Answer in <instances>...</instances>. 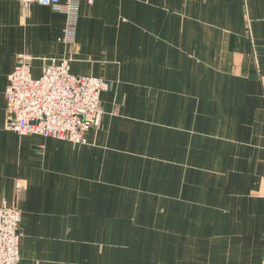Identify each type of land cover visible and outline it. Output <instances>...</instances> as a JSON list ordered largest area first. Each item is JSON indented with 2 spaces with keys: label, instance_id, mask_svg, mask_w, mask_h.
Instances as JSON below:
<instances>
[{
  "label": "crops",
  "instance_id": "1",
  "mask_svg": "<svg viewBox=\"0 0 264 264\" xmlns=\"http://www.w3.org/2000/svg\"><path fill=\"white\" fill-rule=\"evenodd\" d=\"M75 11L0 1V203L20 214L19 264H264V0ZM19 53L33 79L71 56L109 83L85 144L6 130Z\"/></svg>",
  "mask_w": 264,
  "mask_h": 264
},
{
  "label": "built area",
  "instance_id": "2",
  "mask_svg": "<svg viewBox=\"0 0 264 264\" xmlns=\"http://www.w3.org/2000/svg\"><path fill=\"white\" fill-rule=\"evenodd\" d=\"M24 10L31 5L50 7L71 17L82 0H15ZM91 2V0H88ZM65 42V39H62ZM27 53L16 56V64L4 91L5 128L20 136H39L85 144V134L100 126V94L109 83L70 72L71 56L44 65L41 75L33 79ZM21 186V185H20ZM20 214L15 206L0 203V264H19Z\"/></svg>",
  "mask_w": 264,
  "mask_h": 264
},
{
  "label": "bare ground",
  "instance_id": "3",
  "mask_svg": "<svg viewBox=\"0 0 264 264\" xmlns=\"http://www.w3.org/2000/svg\"><path fill=\"white\" fill-rule=\"evenodd\" d=\"M0 1H1V0H0ZM13 1H15V0H13ZM17 2H18V1H17ZM60 2H61V0H60ZM18 3H19V2H18ZM61 3H64V2H61ZM19 4H20V3H19ZM34 5H35V4H34ZM20 6H21V5H20ZM32 6H33V5H31V6L28 8V10H24V9L22 8V6H21V8H22V10H24V11H29V9L32 8ZM44 7H47V6H44ZM49 8H50V7H49ZM57 13H58V12H57ZM61 14H62V13H61Z\"/></svg>",
  "mask_w": 264,
  "mask_h": 264
}]
</instances>
